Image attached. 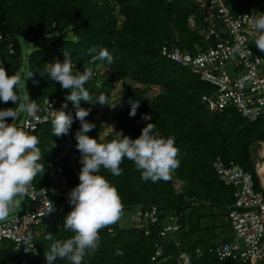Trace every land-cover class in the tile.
Here are the masks:
<instances>
[{
	"label": "trees",
	"instance_id": "trees-1",
	"mask_svg": "<svg viewBox=\"0 0 264 264\" xmlns=\"http://www.w3.org/2000/svg\"><path fill=\"white\" fill-rule=\"evenodd\" d=\"M230 1L237 13L250 9L264 12V0ZM190 16H194L197 26L206 25L193 0H0V61L9 75L21 72L18 95L28 92L35 102L53 95L65 98L69 90L49 80L44 69L47 63L63 59V51H67L83 67L97 68L96 76L85 83L93 102L101 93L109 96L117 83L121 85V108L113 110L108 119L115 122V132H109L106 140L113 139L116 131L136 138L152 122L163 136L175 138L179 150V166L168 180H142L140 171L127 159L122 161L123 172L118 177L101 168L100 174L119 192L121 215L156 207L158 221H148L143 227L133 221L124 225L119 218L101 228L99 248L94 255L85 256L82 264H152L151 257L158 246L163 250L160 258L166 257L162 264H184L179 260L183 250L193 255L190 264H250L221 260L211 252L195 254L197 247L205 249L220 243L216 237L231 227L228 206L235 201L234 188L225 185L214 169L217 158L241 164L255 176L256 189L264 191L251 155L252 145L264 139V119L249 121L233 107L210 110L202 101V94L211 92L213 86L161 54L164 42H174L190 51L208 46L209 42L190 28ZM101 48L113 56L112 64L103 63L110 70L107 77L100 75L98 66L102 62L94 61V53L89 51L98 52ZM27 72H32V76L23 79ZM154 85L162 90L148 99L147 92ZM129 98L140 100L135 116L129 115ZM68 103L66 112L73 116L72 128L78 119L72 102ZM97 103L81 101L80 107H97ZM8 107L15 105L12 101L0 102V108ZM95 112L93 109L88 115L89 122L96 125L89 135L99 138L102 125L95 119ZM142 114L151 115L152 121L143 120ZM6 119L12 121L11 117ZM32 134L42 149L39 163L43 171L37 173L35 183L46 185L53 198L61 200L47 175L48 161L59 152L56 143L65 135L53 136L51 120L40 124ZM75 154L74 165L69 162L70 156L62 162L69 191L79 183L77 149ZM213 208L221 211L213 212ZM70 210L67 200L63 211L43 222L45 230L37 236L36 252H20L13 241L5 240L0 245V264H46L45 251L51 243L48 235L53 239L72 235L63 227ZM171 216L181 224L180 231L160 236L159 230L170 222ZM202 220L210 221V230ZM145 229H149L148 234ZM53 264L68 262L57 259Z\"/></svg>",
	"mask_w": 264,
	"mask_h": 264
},
{
	"label": "built area",
	"instance_id": "built-area-1",
	"mask_svg": "<svg viewBox=\"0 0 264 264\" xmlns=\"http://www.w3.org/2000/svg\"><path fill=\"white\" fill-rule=\"evenodd\" d=\"M202 16L204 26H197L194 16L189 17V26L197 30L199 35L209 42L203 49L197 46L193 51L184 50L174 42H164L161 46V54L167 59L189 68L196 73L201 80L213 86L211 92L202 94V101L212 111H223L228 107L235 108L249 121L264 119V52H261L253 40L254 30L245 18L255 14L257 10L250 9L240 13L233 10L230 0H193ZM259 12V11H258ZM11 45V44H10ZM12 51V48H11ZM64 59H61L62 62ZM72 60V59H71ZM73 61V72L82 71L84 67ZM230 64L234 73L226 69ZM91 68V76L97 72ZM38 111L36 118L27 116L26 113H18L16 124L28 130L30 134L40 124L52 119L50 113L53 109L61 108L65 98L56 95L47 96L41 102H36ZM53 108H51L50 107ZM69 103L67 102V111ZM86 109L93 110L92 105ZM90 121V117H85ZM12 122V121H11ZM10 122V123H11ZM80 121L70 128L69 133L56 143L59 149L57 155L48 161L52 173V181L57 192L65 200L59 203L55 200L46 186H36L33 178L27 197L33 202V207L24 209L9 220L0 223V245L5 240L14 242V247L20 252H36V236L44 230L43 218L61 212L68 199L66 174L63 171V159L75 155V132L80 128ZM38 155L42 151L37 144ZM259 166L263 167L264 175V140L258 143L257 157L255 159L256 174L261 179L264 189L263 176L259 172ZM213 167L225 185L234 188L235 201L228 206V219L231 223L233 236L218 244L208 245L207 248H196V255L201 256L205 252L215 253L221 260L233 259L250 264H264V191L256 189L255 176L234 160L217 158ZM52 205V210L47 211ZM171 218H173L171 216ZM158 221L157 209L152 207L144 212L136 214L134 223L146 227L147 222ZM181 229L178 222H168L160 230V236L176 234ZM31 233L33 244L26 250L22 238ZM149 233V229H145ZM178 245L179 242H176ZM163 250L158 246L152 255V264H162ZM193 255L183 250L179 254V260L184 264L192 262Z\"/></svg>",
	"mask_w": 264,
	"mask_h": 264
},
{
	"label": "clouds",
	"instance_id": "clouds-1",
	"mask_svg": "<svg viewBox=\"0 0 264 264\" xmlns=\"http://www.w3.org/2000/svg\"><path fill=\"white\" fill-rule=\"evenodd\" d=\"M245 18L254 30L252 42L264 52V12L257 11ZM89 51L94 53L92 56L94 61L113 63V56L108 49L101 48L98 52L95 49ZM63 54L62 62L61 59H57L54 63H47L44 69L49 80L59 82L63 89L69 90L61 108L53 109L50 105L53 109L50 113L52 134L60 136L69 133L73 116L64 109L67 108V102H72L76 109L75 118L81 125L74 134L81 167L78 173L79 183L68 190L67 200L71 210L63 220L64 229L72 235L66 239H53L49 234L47 239L51 243L45 251V259L46 264H53L57 259L66 260L68 264H82L85 256L94 255L99 248L101 240L99 230L115 223L122 211L119 192L114 184L100 174L101 168L118 177L123 172L120 165L124 159H127L140 171L142 180L155 183L159 180H168L171 173L179 166L177 158L179 150L175 145V138L171 135L163 136L155 129L152 122L147 123L136 138L125 135L122 131H116L115 137L106 141L91 137L89 132L96 125L85 119L90 109L80 107L81 101L109 105L108 97L101 93L93 102V98L85 88V83L91 76V68L84 67L83 71L73 72V61L69 53L63 51ZM32 74V72L25 73L23 79H27ZM21 80L19 70L9 75L3 61H0V102L12 101L15 105V107L0 108V220H5L10 209L19 206L22 199L29 194L33 178L35 176L37 178V173L43 171L39 163L42 155L41 157L38 155L37 137L15 124L18 113H26L27 116L35 119L38 111L35 99H30L28 92L18 95ZM128 103L129 115L135 116L140 100L129 98ZM8 117L12 118L11 123L7 121ZM141 118L152 121V116L149 114H142ZM52 185L54 186L53 181ZM54 188L57 195L62 198L54 199L59 203L63 202L65 198L58 194L56 187ZM51 210L50 202L47 211ZM53 215L50 218L44 217L43 222L51 220ZM22 241L26 245V250L32 248L31 233L24 236Z\"/></svg>",
	"mask_w": 264,
	"mask_h": 264
},
{
	"label": "rangeland",
	"instance_id": "rangeland-1",
	"mask_svg": "<svg viewBox=\"0 0 264 264\" xmlns=\"http://www.w3.org/2000/svg\"><path fill=\"white\" fill-rule=\"evenodd\" d=\"M55 61L51 62L54 63ZM98 67H100L99 69V73L100 75H103L104 77H107L108 75H110V70L108 71L106 69V64L101 63ZM226 69L230 72V73H234V71L232 70V66L230 64L226 65ZM95 70L97 71V68H95ZM112 72V70H111ZM121 85L120 83H117V85L111 89V93L108 97V103L109 105L105 104V105H101L99 103H97V107H95V105L93 106V109H96L95 112V119L97 120V122L102 125V132L99 134V138L102 139L103 141H106L109 132H115V122H109L108 119H110V117L112 116L113 110L115 109H120L121 106ZM162 89L157 86L154 85L152 86V89L150 91L147 92V97L148 99H151L153 95L159 93ZM105 115V118H100V116ZM107 117V118H106ZM21 119L19 121L18 124H20ZM16 124V123H15ZM18 124H16L17 127L23 128L21 126H18ZM24 129V128H23ZM25 131L29 132L28 130L24 129ZM30 133V132H29ZM257 150H258V144L257 142L254 143L251 147V155H252V159L255 162V159L257 157ZM75 159H76V154L73 155L70 159L69 162L71 163V165H74L75 163ZM49 176V182L52 184V177H51V171L50 173L48 172ZM181 184V183H180ZM179 184V185H180ZM178 185V186H179ZM33 202L27 197V195L22 199L21 203L19 204V206L14 207L12 209H10L9 215L5 220H0V223L6 220H9L10 218H12L14 215L21 213L24 209H30L31 207H33ZM221 210L218 208H213V212H220ZM137 212V211H136ZM136 217V213L132 212H124L121 216H120V223L122 224H127L128 221H131V223H133L132 221L135 220ZM170 222H175V217L171 218L169 220ZM203 224H207L208 228L210 226V221L208 220H202ZM205 226V225H204ZM210 230V228H209ZM217 230H222V227H218ZM233 236V230L231 227L227 228L222 231V234L218 235L216 237V241H223L227 238H230Z\"/></svg>",
	"mask_w": 264,
	"mask_h": 264
},
{
	"label": "bare ground",
	"instance_id": "bare-ground-1",
	"mask_svg": "<svg viewBox=\"0 0 264 264\" xmlns=\"http://www.w3.org/2000/svg\"><path fill=\"white\" fill-rule=\"evenodd\" d=\"M258 169H259V172L261 173V175L263 176V172H262L263 171V167L262 166H259Z\"/></svg>",
	"mask_w": 264,
	"mask_h": 264
},
{
	"label": "crops",
	"instance_id": "crops-1",
	"mask_svg": "<svg viewBox=\"0 0 264 264\" xmlns=\"http://www.w3.org/2000/svg\"><path fill=\"white\" fill-rule=\"evenodd\" d=\"M264 131V130H263ZM264 140V139H263ZM259 143V142H258ZM264 176V175H263ZM262 180H264V179H262ZM260 181H261V179H260ZM264 182V181H263Z\"/></svg>",
	"mask_w": 264,
	"mask_h": 264
},
{
	"label": "water",
	"instance_id": "water-1",
	"mask_svg": "<svg viewBox=\"0 0 264 264\" xmlns=\"http://www.w3.org/2000/svg\"><path fill=\"white\" fill-rule=\"evenodd\" d=\"M263 179H264V176H263ZM264 181V180H263Z\"/></svg>",
	"mask_w": 264,
	"mask_h": 264
}]
</instances>
